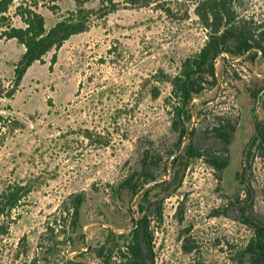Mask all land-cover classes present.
Returning <instances> with one entry per match:
<instances>
[{"label": "rangeland", "instance_id": "374dc122", "mask_svg": "<svg viewBox=\"0 0 264 264\" xmlns=\"http://www.w3.org/2000/svg\"><path fill=\"white\" fill-rule=\"evenodd\" d=\"M31 1L47 29L75 9L74 0ZM81 1L90 13L87 30L63 43L51 70L53 51L28 68L12 98H0V189L30 187L0 241V263L29 264L36 257L38 264L72 258L107 264L96 251L109 229L127 234L140 217L141 195L121 185L148 151L162 158L151 170L157 181H170L173 171L181 178L179 187L175 182L150 194L152 201L163 199L162 219L151 223L154 264H247L243 249L252 229L244 219L264 223V145L252 146L244 161L242 152L255 120L264 122V89L257 99L250 96L262 85L264 60H217V84L193 101L187 126L195 133L179 146L166 100L169 80L206 40L194 14L197 0ZM233 10L236 21L264 29V0H237ZM12 14L13 8L11 24L20 25ZM23 52L15 40L0 39L5 89ZM220 120L235 125L228 146L212 131ZM189 143L200 152L223 153L228 166L216 171L187 158ZM242 161L240 183L235 175ZM81 193L76 226L71 211L55 224ZM109 242L115 249L117 241Z\"/></svg>", "mask_w": 264, "mask_h": 264}, {"label": "trees", "instance_id": "16d2710c", "mask_svg": "<svg viewBox=\"0 0 264 264\" xmlns=\"http://www.w3.org/2000/svg\"><path fill=\"white\" fill-rule=\"evenodd\" d=\"M108 1V0H102ZM142 1L149 3L150 0H132L136 3ZM237 0H197L194 14L206 30V40L203 46L193 55L186 57L180 66L179 72L169 80L171 91L167 97L172 115L171 128L177 133L179 146L186 138L193 137L195 128L188 127L187 123L192 118V104L195 98L200 96L205 86L214 87L217 84L215 64L219 58L228 63L225 55L235 57H249L251 60L262 58L264 60V29H254L251 26L236 21L233 4ZM75 9L55 23L46 28L44 17L37 11V4L31 0H0V39L15 40L23 46L24 52L19 61L14 65L11 88L5 89L0 78V98H12L21 81L34 63H41L43 57L53 51L51 65L56 61L57 50L71 36L85 32L88 28L90 13L83 8L81 0H74ZM142 4V3H141ZM13 8V16L19 20L20 25L11 24L10 10ZM264 28V27H263ZM264 89V75L262 85L250 93L257 96ZM212 131L216 138L225 143H230V138L235 131V125L230 120H220ZM264 145V122L255 120L254 133L245 150L242 152L243 161L247 160L251 147ZM186 155L189 159H202L216 171L224 170L228 166L229 159L223 153L217 155L215 152H200L192 143L186 147ZM179 157L172 160L174 170ZM242 161L241 170L235 175V179L241 183L245 172ZM162 162L159 155H153L146 151L143 154L138 172L130 174L122 183L121 187L130 192L131 195H141L138 207L140 217L133 219L131 230L127 233H116L109 229L105 244L96 251L100 260L107 264L112 258L118 259L120 264H154L153 240L154 233L151 223L161 221L163 213V199L152 201L150 194L152 190H164L166 186H172L176 182L179 187L181 178L178 180L177 171H173L170 181H157L151 170L158 167ZM186 167V164L185 166ZM151 185L148 188L145 186ZM30 193V187L20 184H10L0 189V241L8 234L9 223L15 221L18 209L22 201ZM173 191L168 192L172 194ZM84 195L77 194L71 200L70 207H64L59 218L54 222H65L69 219L71 211V224L76 226ZM237 197L235 201H237ZM64 215V216H63ZM250 225L252 235L243 249V257L247 264H264V223L250 224L248 218L244 219ZM109 239L117 241L115 249H108ZM25 240V239H24ZM21 254H25L24 251ZM43 260V259H42ZM1 264V263H0ZM29 264H38L35 258ZM64 264H84L78 259H67ZM112 264H117L116 261Z\"/></svg>", "mask_w": 264, "mask_h": 264}]
</instances>
